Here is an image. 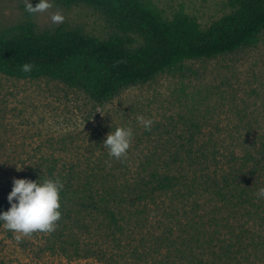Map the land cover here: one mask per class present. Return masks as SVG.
<instances>
[{
	"label": "trees",
	"instance_id": "trees-1",
	"mask_svg": "<svg viewBox=\"0 0 264 264\" xmlns=\"http://www.w3.org/2000/svg\"><path fill=\"white\" fill-rule=\"evenodd\" d=\"M55 2L94 9L113 33L106 40L65 27L39 33L29 19L0 36V75L59 82L97 107L187 63L264 42V0H228L230 13L207 29L183 11L166 19L151 0ZM196 110L173 138L143 129L126 159L104 149L71 154L67 142L60 156H45L27 179L64 185L53 249L67 257L69 236L73 257L90 258L98 246L110 258L127 247L138 252L139 239L154 247L153 264H264V198L257 196L264 188V108L238 111L227 130ZM213 126L216 135L206 136Z\"/></svg>",
	"mask_w": 264,
	"mask_h": 264
},
{
	"label": "rangeland",
	"instance_id": "rangeland-1",
	"mask_svg": "<svg viewBox=\"0 0 264 264\" xmlns=\"http://www.w3.org/2000/svg\"><path fill=\"white\" fill-rule=\"evenodd\" d=\"M151 1L166 19L183 11L204 29L230 13L228 0ZM31 2L36 6L39 0ZM48 2L51 7L47 11L30 16L25 12L24 0H0V36L29 19L39 33L65 27L100 40L113 33L104 16L88 6L64 8L55 0ZM57 12L64 17L61 23L51 20ZM196 108L201 115L211 113L208 121L226 130L238 121V111H262L264 42L256 49L187 63L179 72L124 90L104 107H97L86 94L59 82L16 80L0 75V206L9 207L7 197L13 179H27L45 156H60L65 142L66 151L71 154H92L93 150L104 149L103 141L112 130L130 127L133 140L129 154L144 129L137 117L151 119L153 130L164 132L163 139L167 140L174 137L173 132L184 131L183 117H189ZM214 126L205 130L206 136L216 135ZM175 128L183 130L174 131ZM67 242L66 257L61 250L53 249V243L58 245L50 232L23 235L0 227V264H153L156 260L154 247L149 243L140 245L139 239L138 252L127 247L110 258L98 246L85 253L90 258L73 257L69 236Z\"/></svg>",
	"mask_w": 264,
	"mask_h": 264
},
{
	"label": "clouds",
	"instance_id": "clouds-1",
	"mask_svg": "<svg viewBox=\"0 0 264 264\" xmlns=\"http://www.w3.org/2000/svg\"><path fill=\"white\" fill-rule=\"evenodd\" d=\"M25 12L34 16L47 11L51 4L48 0H39L33 6L31 0H24ZM53 23H61L64 17L59 13L51 16ZM32 66L25 64L22 71L30 73ZM138 123L143 125L146 131H151L153 121L143 116L137 117ZM133 140V130L130 127H117L112 130L103 141V148L110 158L116 160L126 159ZM12 191L8 195L10 208L0 212V227L23 235L34 232H50L61 219V192L63 183L59 179H44L38 181L30 179H13ZM264 198V188L257 193ZM19 240L20 236H16Z\"/></svg>",
	"mask_w": 264,
	"mask_h": 264
}]
</instances>
